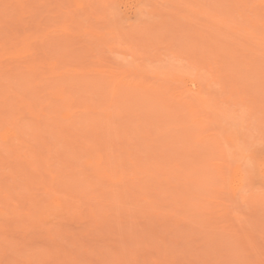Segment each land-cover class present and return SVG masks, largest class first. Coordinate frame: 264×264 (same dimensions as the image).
I'll return each instance as SVG.
<instances>
[{
	"label": "rangeland",
	"instance_id": "rangeland-1",
	"mask_svg": "<svg viewBox=\"0 0 264 264\" xmlns=\"http://www.w3.org/2000/svg\"><path fill=\"white\" fill-rule=\"evenodd\" d=\"M0 264H264V0H0Z\"/></svg>",
	"mask_w": 264,
	"mask_h": 264
}]
</instances>
